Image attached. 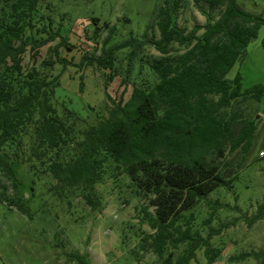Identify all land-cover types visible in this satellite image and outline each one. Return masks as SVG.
Returning <instances> with one entry per match:
<instances>
[{
  "label": "trees",
  "instance_id": "obj_1",
  "mask_svg": "<svg viewBox=\"0 0 264 264\" xmlns=\"http://www.w3.org/2000/svg\"><path fill=\"white\" fill-rule=\"evenodd\" d=\"M43 1L0 0V178H8L15 189L16 166L23 165L38 178L50 176L55 182L51 190L59 198L79 192L93 211H99L97 186L109 175L127 176L135 194L150 197L155 208L154 214L142 208V222L152 232L141 238V251L152 252L159 264H190L204 249L207 264H213L222 250L211 245L212 236L220 232L211 224L219 210L230 206L218 199L208 203L206 237L194 229L192 211L219 189L234 192L239 176L223 159L237 150L247 153L252 146L257 126L244 111L249 101L261 100L264 85L243 89L240 72L232 79L228 75L258 37L264 10L252 13L238 0H196L206 23L188 31L178 25L183 1L162 0L141 36L119 40L117 28L104 22L108 35L99 55L96 50L85 55L78 66H96L107 72L110 82L119 76L118 54L128 50L124 91L117 100L107 94L113 107L107 108V116L97 112L90 123L56 101L60 79L52 72L57 65L71 64L60 50L75 46L62 23L40 11ZM214 9L220 10L218 16ZM91 20L102 28L100 18ZM151 32H159V37H151ZM58 39L48 59L38 65L40 50ZM175 45L185 51L178 53ZM148 47L160 56L144 57ZM27 53L31 65L24 62ZM146 67L149 75L131 81L137 68L142 75ZM4 201L22 213L29 210L18 196ZM259 220H264V204L252 218ZM73 258L91 264L85 255ZM250 259L264 264V248L228 260Z\"/></svg>",
  "mask_w": 264,
  "mask_h": 264
},
{
  "label": "rangeland",
  "instance_id": "obj_2",
  "mask_svg": "<svg viewBox=\"0 0 264 264\" xmlns=\"http://www.w3.org/2000/svg\"><path fill=\"white\" fill-rule=\"evenodd\" d=\"M182 1L178 25L188 31L196 25H204L206 16L196 6V0ZM161 2L44 0L40 11L51 15L57 24L62 23L69 43L75 46L74 50H60L62 56L71 59V64L64 68L57 65L52 72L60 79V86L56 90L57 103H64L82 117H88L90 123L95 121L97 112L107 116V108L113 107L107 94L117 100L124 91L121 80L127 68L128 50L118 54L116 65L119 76L110 82L106 81L107 72L96 66L80 69L78 64L85 55L91 56L95 50L99 55L101 43L108 35V30L103 28L104 22L117 28L118 40L130 34L141 36L153 22V11ZM238 2L255 14H261L264 10V0ZM200 5L206 12H211L203 1H200ZM212 13L218 16L220 10L214 9ZM92 17L100 18L102 28L97 29L93 25ZM150 36L158 38L159 32L156 35L151 32ZM263 40L264 26L260 28L258 37L249 43L241 64L228 75L232 79L240 72L243 89L264 85ZM58 43L59 39L40 50L38 65L48 59L49 48ZM175 49L178 53L185 51L176 45ZM143 53L148 58L160 56L152 47L146 48ZM24 62L31 65L30 53L25 55ZM137 69L131 81L139 82L149 75L148 67L142 75H138ZM130 90H127L126 97ZM246 106L245 117L255 120L257 126L252 146L247 153L237 150L223 159L232 168V173L239 176L234 192L219 189L192 211L194 229L206 237L209 227L204 225V220L211 211L208 203L218 199L230 206L219 210L211 224V227L220 230L212 236L211 245L222 250L213 264H258L254 259L240 263H231L228 259L232 255L264 248V220L252 222L264 204V93L260 101H249ZM16 178L18 185L15 189L8 178H0V264H79L73 258L76 253L85 255L91 264H159L152 252H142L140 248L141 238L152 232L142 222V208L148 207L151 214L155 213V208L150 205V197L135 194L127 176L114 179L109 175L97 186V192L102 197L99 211H93L79 192L68 199L59 198L51 190L55 182L50 176L38 178L26 166H16ZM14 196L23 199L29 209L27 213L4 201ZM190 264H207L204 249L197 251L196 259Z\"/></svg>",
  "mask_w": 264,
  "mask_h": 264
}]
</instances>
